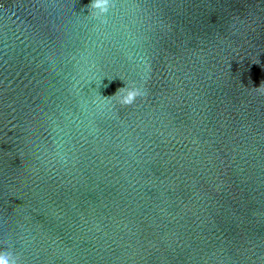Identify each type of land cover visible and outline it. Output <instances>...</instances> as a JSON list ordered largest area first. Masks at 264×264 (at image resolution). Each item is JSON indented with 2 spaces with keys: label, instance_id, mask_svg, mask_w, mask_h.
<instances>
[{
  "label": "water",
  "instance_id": "95a60500",
  "mask_svg": "<svg viewBox=\"0 0 264 264\" xmlns=\"http://www.w3.org/2000/svg\"><path fill=\"white\" fill-rule=\"evenodd\" d=\"M93 3L0 0V258L264 264V0Z\"/></svg>",
  "mask_w": 264,
  "mask_h": 264
},
{
  "label": "clouds",
  "instance_id": "9594fccd",
  "mask_svg": "<svg viewBox=\"0 0 264 264\" xmlns=\"http://www.w3.org/2000/svg\"><path fill=\"white\" fill-rule=\"evenodd\" d=\"M101 3H103V7H101ZM109 3V0H94V3L91 5L93 8H101V10L103 12L107 11V5ZM261 86H264V82L261 83ZM138 91L135 89L134 91L130 92L128 94V96H126L125 98H123L121 100V103L123 104H131L133 102V99L138 95ZM6 259L2 258V260H0V264H9V261L11 262V264H16V260L15 258H10L11 257V253H7L6 252Z\"/></svg>",
  "mask_w": 264,
  "mask_h": 264
},
{
  "label": "snow or ice",
  "instance_id": "6c2138e0",
  "mask_svg": "<svg viewBox=\"0 0 264 264\" xmlns=\"http://www.w3.org/2000/svg\"><path fill=\"white\" fill-rule=\"evenodd\" d=\"M0 260H2V258H0Z\"/></svg>",
  "mask_w": 264,
  "mask_h": 264
}]
</instances>
